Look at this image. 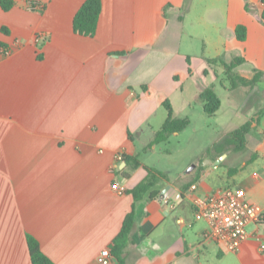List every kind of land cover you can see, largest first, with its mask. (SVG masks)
<instances>
[{"label": "crops", "instance_id": "0c3cea01", "mask_svg": "<svg viewBox=\"0 0 264 264\" xmlns=\"http://www.w3.org/2000/svg\"><path fill=\"white\" fill-rule=\"evenodd\" d=\"M44 1L40 9L27 0L0 7V264H31L27 234L54 264H101V250L112 246L133 205L123 264H264V221L248 225L239 250L226 251L202 238L207 224L194 218L192 205L194 195L243 187L264 212V162L230 185L223 183L230 169L214 171L224 152L211 154L208 146L163 168L171 152L160 142L149 146L167 117L165 100L189 125L190 110H203L202 89L215 91L208 59L242 57L234 72L246 80L259 72V80L240 100L222 88L227 101L218 96L212 116L228 113L235 122L223 121L218 137L252 120L249 159L264 160L260 0H101L93 36L73 30L84 0ZM239 24L244 40L235 35ZM146 167L155 172L149 192L156 193L135 200ZM115 182L125 191L112 189ZM108 264L117 260L111 255Z\"/></svg>", "mask_w": 264, "mask_h": 264}, {"label": "trees", "instance_id": "16d2710c", "mask_svg": "<svg viewBox=\"0 0 264 264\" xmlns=\"http://www.w3.org/2000/svg\"><path fill=\"white\" fill-rule=\"evenodd\" d=\"M260 2L262 4L260 17L262 20H264V0H260ZM14 4V0H0V7L5 11L10 10ZM101 7V0H84L73 16L72 23L74 32L83 36H93L97 30V23L101 13ZM2 30L6 32L4 27H2ZM235 35L237 39L244 40L246 36L245 26L242 24L237 25L235 28ZM216 60H219L223 64L224 72L230 82V88L236 87L237 82H240L242 85L253 86L259 80L261 75L259 72H256L251 80H246L245 78L237 75L234 72V68L244 61V58L242 57H234L230 62L226 63L222 60L221 56H219L208 59V63ZM187 62H189L188 57ZM199 97L203 101V110L207 115L211 116L218 110L220 106V99L212 87L203 88L199 94ZM163 106L167 110V117L161 128L155 133V136L149 143V146L154 143L165 141L169 134L172 132L181 131L189 123L188 119L186 118L181 119L173 117V110L168 100L163 102ZM249 126L250 121H247L240 127L230 131L227 134L224 142L234 145V148L237 150L244 148L245 145L243 140L245 138V134L248 132ZM134 164L135 166L141 165L137 160H135ZM145 169L147 170L146 178L132 190L135 200L140 199L146 193L148 196H153L156 193L155 190L149 192V189L157 181L155 172L147 167ZM159 174L163 176L162 173ZM133 226L134 205L132 206L131 211L125 215L120 231L114 238L112 246L109 248L111 255L117 260V264H123V249L126 243H128ZM26 243L31 264H54V262L43 253L40 244L35 237L27 234Z\"/></svg>", "mask_w": 264, "mask_h": 264}, {"label": "rangeland", "instance_id": "374dc122", "mask_svg": "<svg viewBox=\"0 0 264 264\" xmlns=\"http://www.w3.org/2000/svg\"><path fill=\"white\" fill-rule=\"evenodd\" d=\"M191 19H193V17H191ZM209 69H211V71H213L212 74H214V76L211 77L209 81L214 83L215 91L222 102L226 103V94L222 88H230V82L224 72V66L219 60H216L209 63ZM192 78L194 79V76H192ZM195 78L201 82L203 79L201 72L197 71L195 73ZM193 86V80H188L186 82V93L190 97L194 96L195 89H193ZM250 88V85H242L240 82H237L236 87H233L231 90V95L240 100L246 95ZM188 118L190 119V124L183 132H180L176 136L169 134L168 141H162L158 145L159 147L167 149L171 152V157L169 160L162 157L160 162L163 168H167L169 165L175 166L179 162L185 163V161L191 159V157L198 156L202 151L205 150L206 147L209 146L211 154L214 151H220L218 153L222 154L224 152L226 154L223 163L217 161L214 171L218 173L223 172L226 169H230L229 177H226L223 183L238 185L237 183L244 180L249 174L252 173V171H257L260 168V165L264 162L263 159H259L258 161L249 159L251 156L250 145L254 138L253 136L251 137V134H249L251 126H249L248 132L245 134V138L243 140L245 147L237 150L234 148V145L224 142L228 133H226V135L223 137H218L219 133L217 134L218 128L221 127L223 121L225 123L227 122V127H233L235 122L231 119L227 121L229 118L228 113H226L224 116L220 115V119L217 120L215 116L211 115L210 117V115L207 116L204 114L203 110L199 108L198 104H196V106L190 110ZM249 121L251 125L252 120ZM260 127L264 129V116L263 122L260 121V123H258L257 129ZM221 133L222 131L220 130V134ZM153 156L157 161V156ZM243 162H246V164L242 165Z\"/></svg>", "mask_w": 264, "mask_h": 264}, {"label": "built area", "instance_id": "2783aa9c", "mask_svg": "<svg viewBox=\"0 0 264 264\" xmlns=\"http://www.w3.org/2000/svg\"><path fill=\"white\" fill-rule=\"evenodd\" d=\"M44 0H27L31 9H40L44 6ZM121 151L115 154L117 160H122ZM111 188L118 193L125 191V185L115 182ZM195 189V185L191 186ZM194 218L203 220L207 228L202 238L217 243L223 250L235 252L239 250L242 242L249 236L247 227L249 224H259L264 221V212L255 203L246 197L243 187L226 186L215 190L208 195H194L192 197ZM264 249V244L261 245ZM101 264H108L111 260V252L108 247L101 250Z\"/></svg>", "mask_w": 264, "mask_h": 264}]
</instances>
